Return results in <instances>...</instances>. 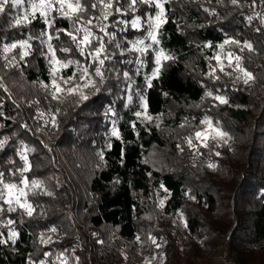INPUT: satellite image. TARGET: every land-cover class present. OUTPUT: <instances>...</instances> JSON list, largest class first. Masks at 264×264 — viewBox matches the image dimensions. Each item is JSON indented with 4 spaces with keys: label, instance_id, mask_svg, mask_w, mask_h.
I'll use <instances>...</instances> for the list:
<instances>
[{
    "label": "trees",
    "instance_id": "obj_1",
    "mask_svg": "<svg viewBox=\"0 0 264 264\" xmlns=\"http://www.w3.org/2000/svg\"><path fill=\"white\" fill-rule=\"evenodd\" d=\"M252 5L253 0H239V5L231 0L166 3L168 22L160 29L161 44L157 47L175 59L162 61L164 67L152 88H146L144 76L154 66V52L144 57L146 64L137 73L135 60L140 54L120 55L115 50L109 62L112 70L101 91L90 92V98L80 103L71 97L63 103L46 98L38 81L50 82L49 64L37 41L32 42L35 51L26 58L22 71L0 67V77H5L10 90L5 93L0 89V140L7 138L0 150V170L7 177L8 169L22 166L17 149L26 145L34 149L26 153L32 164L26 175L43 180L45 190L53 193L29 195V201L39 207L33 217L24 215L22 222L20 210L4 214L3 220L11 218L16 223L0 225V232L6 238L8 229L14 228L19 237L15 245H0V264H29V258L38 264L45 259V252L51 253L46 258L48 264H62L57 258L61 252L67 256V264H77L76 257L78 264H121L119 249L135 243L141 244L145 255L161 248L164 258L160 264H179L184 230L177 211L184 214L190 244L195 243L192 246L196 249L199 241L215 248L219 236L230 230V246L240 261L264 264V0H255ZM136 7L135 13L109 18L108 30L116 33L110 47L120 43L131 48L130 41L146 35L130 27L123 32L120 26L111 27L113 19L131 20L134 16H141L143 25L144 14L156 11L139 3ZM204 8L214 9L216 14L210 15ZM26 10L30 11L28 0L0 16V47L44 28L40 20L28 27H13L12 18ZM56 26L68 28L70 22L58 19ZM227 38L248 41L254 51L240 53L232 44L220 49L218 45ZM61 40L67 42L63 35ZM52 43L59 44L56 40ZM207 44L212 47H205ZM228 51L244 56V66L256 78L253 82L234 84L219 72V80L209 75L211 67L217 65L213 57ZM3 55L0 52V66ZM57 56L63 58L64 54L57 52ZM75 58L82 59L78 53ZM72 71L70 67L61 74L71 75ZM124 72L131 81L124 78ZM208 91L224 95L229 103L219 104L205 95ZM137 92L147 96L151 122L135 116L136 111H142ZM57 108L59 112H55ZM109 108L112 112L105 115ZM52 114L55 126L50 123ZM205 115L224 128L230 140L211 151L190 149L184 137L194 133ZM113 121L119 139L110 135ZM25 123L27 129L21 126ZM101 151L103 159L98 155ZM214 151L221 155L215 156ZM197 154L211 159L216 167L196 162ZM229 206L233 214L225 210ZM52 227L57 229L55 233L49 231ZM41 233H45V240L51 236L52 241L42 243Z\"/></svg>",
    "mask_w": 264,
    "mask_h": 264
},
{
    "label": "snow or ice",
    "instance_id": "obj_2",
    "mask_svg": "<svg viewBox=\"0 0 264 264\" xmlns=\"http://www.w3.org/2000/svg\"><path fill=\"white\" fill-rule=\"evenodd\" d=\"M170 2L171 0H28L30 11H24L22 16H14L12 18V26L18 28L28 27L33 21L40 20L43 22L44 28L38 33L30 32L26 38L11 43H4L0 47V52L5 54L3 55L4 63L0 67L22 71V67L27 64L26 58L31 56L35 51L32 42L37 41L41 45V55L48 60L49 64L50 82L38 81V85L44 90L46 98L50 96L51 100L63 103L64 100L71 97L76 103H80L90 98V92L94 95L101 91L102 85L108 78V72L112 70L109 67V62L114 59L116 55L115 50H119L120 55L133 51L140 54L135 60V63L139 66L137 73L146 64L144 57L148 56L150 52H154V66L151 68L150 73L144 76L146 88H152L154 86L153 80L159 79L164 67L162 61L175 59L174 56L166 54L163 48L157 47L161 44V40L158 38L160 36V29L168 22L165 4ZM23 3L24 0H0V16L8 15L13 9L21 7ZM138 3L147 5L149 8L154 7L156 9L154 15L146 12L144 14L146 19L143 25L141 23V16H134L131 20L113 19L111 27L115 29L120 26L119 30L121 32L126 31L130 27L134 30L145 31L146 35L130 41L131 48L122 47L120 43H115L114 47H110L113 45L116 33L115 31L110 32L108 30L110 27L108 23L109 18L135 13ZM231 3L239 5V0H231ZM252 6H255V0H253ZM203 10L210 15L216 14L214 9L204 8ZM58 19L69 21L70 26L68 28L57 27L56 21ZM252 19V16L248 17L249 21ZM261 22L264 23V17H261ZM257 31H260V29H257ZM62 35L67 38V42L61 40ZM53 40L58 41L59 44L54 45L52 43ZM146 40H150L151 42L146 43ZM226 44L236 45L240 53H243L245 50L248 52L254 51L253 45L250 42H241L235 38L225 39L218 47L223 50ZM205 47H212V45L207 44ZM17 49L19 51H15ZM14 52L15 54L12 56L6 55ZM57 52L64 54L63 58L58 57ZM77 53L82 59L75 58ZM224 58L227 63H224L220 54L213 57L217 61V65L211 67L209 75L213 76L216 80L221 79V76L217 75V72L232 79L234 84L237 81H242L244 85H248L256 79L253 73L244 66L243 62L245 58L243 55L228 51ZM128 62L132 63L133 61ZM70 67L73 68L71 75L61 74L62 70ZM123 76L125 79L131 81L128 72H124ZM0 89H3L5 93L10 92L6 87L5 77H0ZM135 94L139 98V107L142 109V111H136L135 116L137 118L143 116L145 120L151 122L153 117L148 113L147 96L139 92ZM164 95H167V93H164ZM205 95L212 97L219 104L229 103L224 95H213L211 91L206 92ZM9 99H11V95H9ZM132 99L133 97L129 95V103L132 102ZM13 103L16 104V107H20L16 101H13ZM34 103L38 104L39 101H34ZM213 107H216V105L214 104ZM59 111V108L55 109V112ZM110 112H112L111 108L106 110L105 115H108ZM0 115H3V113H0ZM39 115L43 117L45 113L41 112ZM192 119L195 120V117ZM50 123L55 126V114H52ZM115 123L113 121L110 135L119 139L120 132L116 128ZM21 126L26 129L28 128L26 123ZM188 126L191 127V124ZM200 126L204 127L201 128ZM133 127H135V124H133ZM180 127L184 128L185 124H181ZM228 139H230L228 132L224 131L218 123L214 124L211 117L205 115L200 120L199 125L196 126L194 133H190L184 137V142L190 149L198 151L200 147H203L211 151L222 142L227 143ZM194 141L198 143H194ZM6 144L7 138L0 140V150H3ZM176 147L180 152L184 151L181 144H177ZM31 151H34V149H30L26 145L22 149H17V155L20 161L23 162V165L16 166L14 169H8L7 177L5 171L0 170V225L9 226L16 223L11 218L6 221L2 219L6 212L14 213L20 210L21 222L24 215L29 218L33 217L39 205L34 206L28 199L29 195L32 197L53 195L51 191L45 190L43 180L38 178L29 179L26 175V173L32 171V164L29 161L28 155H26L27 152ZM213 154L217 157L221 155L219 151H214ZM98 155L103 159L102 151ZM8 163L16 165V161L14 160H9ZM208 167L214 169L216 164L210 162ZM191 198L194 199L195 197ZM163 204L164 201L161 200L160 206L163 207ZM49 231L55 233L57 229L52 227ZM44 236L45 233L40 234L42 243L47 244L52 241L51 236H48L46 240ZM18 237L19 232L14 228H9L6 238L4 233L0 232V245H7L9 243L15 245ZM149 238L152 244L156 245L157 248L160 247L155 238ZM137 240H139V237H137ZM43 255L45 259H41L39 264H47L46 258L51 253L45 252ZM61 257H65L64 252H61L57 258L60 259ZM155 258L153 257V259ZM75 259L78 264L79 257ZM29 264H37V262L29 258ZM62 264H67L66 258Z\"/></svg>",
    "mask_w": 264,
    "mask_h": 264
},
{
    "label": "rangeland",
    "instance_id": "obj_3",
    "mask_svg": "<svg viewBox=\"0 0 264 264\" xmlns=\"http://www.w3.org/2000/svg\"><path fill=\"white\" fill-rule=\"evenodd\" d=\"M154 15V14H153ZM222 60H226L225 54L220 52ZM216 124L215 122H213ZM220 126V125H219ZM221 127V126H220ZM222 128V127H221ZM226 131L224 128H222ZM228 139L227 141H229ZM195 161L202 164L208 165L210 162L213 163L211 159L201 157L199 154L195 156ZM229 213L233 214V208L231 206L226 207ZM177 217L182 223L183 227V236H182V245L183 249L178 254V262L179 264H229V255L233 257L236 261L241 264H244L238 258L237 252L233 250L230 246L229 242V233L230 230L226 233H223L218 238V244L215 248H210L209 246H205L200 241L196 244H199V249H196L190 244L189 236L187 235L186 229V221L184 214L181 211H177ZM235 219V216L233 217ZM195 246V245H194ZM141 244H129L128 248H120V261L121 264H160L163 261V255L161 248L145 255L141 251ZM153 257H156L153 259ZM67 259V256L61 257L60 261L63 262L64 259ZM39 264V263H38ZM48 264V263H47ZM251 264H258V262H253Z\"/></svg>",
    "mask_w": 264,
    "mask_h": 264
},
{
    "label": "built area",
    "instance_id": "obj_4",
    "mask_svg": "<svg viewBox=\"0 0 264 264\" xmlns=\"http://www.w3.org/2000/svg\"><path fill=\"white\" fill-rule=\"evenodd\" d=\"M229 264H241V263H239L238 261H236L233 257H230V255H229Z\"/></svg>",
    "mask_w": 264,
    "mask_h": 264
}]
</instances>
